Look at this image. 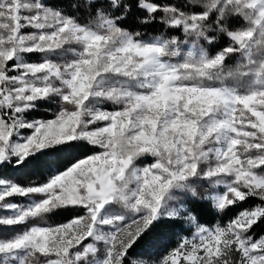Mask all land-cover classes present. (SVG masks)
I'll list each match as a JSON object with an SVG mask.
<instances>
[{
  "label": "snow or ice",
  "instance_id": "6c2138e0",
  "mask_svg": "<svg viewBox=\"0 0 264 264\" xmlns=\"http://www.w3.org/2000/svg\"><path fill=\"white\" fill-rule=\"evenodd\" d=\"M260 221L264 0H0V264H264Z\"/></svg>",
  "mask_w": 264,
  "mask_h": 264
},
{
  "label": "trees",
  "instance_id": "16d2710c",
  "mask_svg": "<svg viewBox=\"0 0 264 264\" xmlns=\"http://www.w3.org/2000/svg\"><path fill=\"white\" fill-rule=\"evenodd\" d=\"M53 4H69L72 0H51ZM164 2V0H162ZM129 25L133 24V21L130 19L128 21ZM159 25L152 26L149 31L159 28ZM37 56L34 55L33 59H36ZM229 64L234 63V60H229ZM105 107H111L110 105H105ZM56 108L55 104L42 106L38 111L32 113L33 117L36 118H51L52 110ZM50 159H64V154H57L56 156H42L40 157L41 163H38L34 166H30L23 171L16 173L20 182L27 183L30 181H40L44 178L46 169L43 166V162ZM19 199V198H12ZM258 201L255 198H249L246 202L240 203L235 207L229 209L223 215H218L213 209H211L207 204H202L197 210L200 213V218L202 222L207 225H213L216 222H226L229 218L233 217L238 211L246 207H251L255 205ZM75 212L72 210H63V212L50 220L51 223L64 222L67 219H70ZM189 226L183 220H174L168 221L162 224L157 225L152 233L146 236L136 248V251H145V256H148V253H153L152 258H158L161 256L165 249H171L175 247L180 238L186 235H189ZM252 233H255V236L258 237L261 234H264V221L258 222L250 230Z\"/></svg>",
  "mask_w": 264,
  "mask_h": 264
},
{
  "label": "rangeland",
  "instance_id": "374dc122",
  "mask_svg": "<svg viewBox=\"0 0 264 264\" xmlns=\"http://www.w3.org/2000/svg\"><path fill=\"white\" fill-rule=\"evenodd\" d=\"M0 231L10 232L12 230H10V229H0Z\"/></svg>",
  "mask_w": 264,
  "mask_h": 264
}]
</instances>
